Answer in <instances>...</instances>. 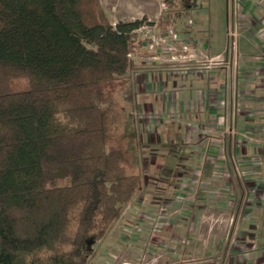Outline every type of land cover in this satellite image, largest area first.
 <instances>
[{"label": "trees", "instance_id": "16d2710c", "mask_svg": "<svg viewBox=\"0 0 264 264\" xmlns=\"http://www.w3.org/2000/svg\"><path fill=\"white\" fill-rule=\"evenodd\" d=\"M163 2L157 22L113 23L102 0H0V264H85L140 192L117 137L139 30L169 35L195 6Z\"/></svg>", "mask_w": 264, "mask_h": 264}, {"label": "rangeland", "instance_id": "374dc122", "mask_svg": "<svg viewBox=\"0 0 264 264\" xmlns=\"http://www.w3.org/2000/svg\"><path fill=\"white\" fill-rule=\"evenodd\" d=\"M176 1L185 5L190 0ZM192 1L193 8L174 11L171 32L175 38L170 32L157 44L149 37L158 34V29H143L149 41L146 50L134 57L131 83L120 96L126 111L117 132L141 172L142 186L108 236L90 242L95 253L85 264L264 261V111L250 109V120L239 122L237 117L247 109L249 82L258 76L260 84L264 83V24L255 31L248 26L253 39L242 42L237 35L234 0ZM102 3L113 23L128 21V14L145 7L156 12L152 22L171 11L163 0ZM241 21L245 27L247 18ZM215 32L220 40L214 39ZM217 70L225 71L221 82L227 85L217 107L225 115L228 110L229 116L214 117L207 125L178 120L174 104L168 116L160 113L162 107L153 112L144 108V102L152 98L159 105L171 101L175 81L185 85L197 77L207 81L206 76ZM242 98L246 103L242 104ZM183 135L187 142L180 139ZM168 167L173 169L170 176L164 174ZM206 204L209 207L203 209ZM204 210L219 213L211 218L222 225L220 233L209 234Z\"/></svg>", "mask_w": 264, "mask_h": 264}, {"label": "crops", "instance_id": "0c3cea01", "mask_svg": "<svg viewBox=\"0 0 264 264\" xmlns=\"http://www.w3.org/2000/svg\"><path fill=\"white\" fill-rule=\"evenodd\" d=\"M234 2L236 3L237 8H238L237 17L235 19V21L239 19L237 21L238 22L237 35H239L238 38L242 42L249 43L253 39V37L250 33V31L252 30L248 28V26H251V28H254L253 30L255 31L264 24V19L262 18L264 16V13H263L264 12V0H234ZM155 15H156V12L153 13L149 11V9L147 10V7H145V9L143 8L142 10H140L139 13L128 14L127 20L131 21V20L142 19L143 17H147L149 21H152V18L155 17ZM243 18L245 19L247 18L245 27L241 26L242 24H244L241 21V19ZM213 37L216 40H220V38H222L220 37V35L219 36L216 35V32L213 35ZM227 39L225 41H227ZM244 53L246 54L247 51H245ZM206 77L208 78V79L206 78L207 81L205 80V77H197L196 79H193L192 82H189V84H186V85L178 81H175V91L173 92L175 96L173 97L171 101L170 100L168 102L163 101L162 105H159V103L155 101L154 98H152V101L144 102L143 106L146 110H151L152 112L153 110H157L158 107L159 108L162 107L164 109H162L160 113L165 112L166 113L165 116H168L169 114H171L170 108L174 104L178 108V113H177L178 120L184 121V122L196 121L198 122V124L202 123V124L210 125L214 117L217 118V117H222V116H226V117L229 116L230 112H228V110L226 111V115H225L224 111H221V110L219 111V108L217 107L218 105H221L220 103H222L221 101L223 99L222 94L224 91L227 90V85H225V82H221L223 81L222 79L225 77V71L224 70L223 71L222 70L213 71ZM262 77H264V75H262ZM262 79L264 80V78ZM218 81H220V83ZM199 89H201L200 92H199ZM145 91L146 89L145 90L143 89V92ZM206 91L209 93L207 94ZM247 91L251 95L246 98L248 105L247 106L245 105V106L247 107V109L244 112L239 113L237 115V117H239V122L241 119L242 120L251 119L250 116L248 115L250 109H255L257 112H260V110L264 111V83L260 84V78L258 76H256L253 80L249 82V89H247ZM241 101L243 102L242 104L246 103L244 98H242ZM189 126H191V124ZM180 139H182V141L187 142V135L186 136L183 135L182 137L180 136ZM246 152L242 151V154H247ZM191 156L194 158L193 154ZM207 166H208V169H210L209 166L212 167V165H207ZM208 207L209 205L206 204L205 206H203V209H206ZM204 212H205L204 218H206L205 224L210 227L208 228V231H209V234L211 233L210 235H212L214 234V232H217V230H219L222 227V225L218 223V220L216 219V217L211 218L212 215L217 216L219 213L213 212V211L206 212L205 210ZM190 213L191 212L187 214L188 215L187 217L190 216ZM223 214L225 213L223 212ZM220 215L222 216V213ZM182 216L185 217V215H182ZM188 225L189 224H185L186 227H188ZM177 226L179 225H176L175 227L177 228ZM184 232L185 231L181 233H184ZM189 233H190V230H189ZM218 233H220V230L218 231Z\"/></svg>", "mask_w": 264, "mask_h": 264}, {"label": "built area", "instance_id": "2783aa9c", "mask_svg": "<svg viewBox=\"0 0 264 264\" xmlns=\"http://www.w3.org/2000/svg\"><path fill=\"white\" fill-rule=\"evenodd\" d=\"M146 26H152V29H154L155 30V27L153 26V25H145V26H143L140 30H139V32H143V29L146 27ZM171 32V31H170ZM172 34H173V32H171ZM170 36V34L169 35H162V34H155V35H151L150 37H149V39L150 40H155L156 41V43L158 44L160 41H164V40H166L168 37ZM173 36H174V38H175V33L173 34ZM166 38V39H165ZM149 39H148V41H149ZM148 43V42H147ZM150 46H151V48H153L154 47V44H152V42L150 41Z\"/></svg>", "mask_w": 264, "mask_h": 264}]
</instances>
